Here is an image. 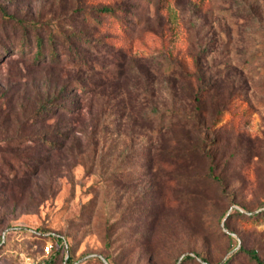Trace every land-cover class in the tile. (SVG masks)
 <instances>
[{"label":"rangeland","instance_id":"374dc122","mask_svg":"<svg viewBox=\"0 0 264 264\" xmlns=\"http://www.w3.org/2000/svg\"><path fill=\"white\" fill-rule=\"evenodd\" d=\"M0 8L65 34L57 63L49 44L0 63V141L50 131L16 123L50 94L68 107L57 145L26 176L14 163L23 188L0 178V264L264 261V0Z\"/></svg>","mask_w":264,"mask_h":264},{"label":"trees","instance_id":"16d2710c","mask_svg":"<svg viewBox=\"0 0 264 264\" xmlns=\"http://www.w3.org/2000/svg\"><path fill=\"white\" fill-rule=\"evenodd\" d=\"M101 10L107 13L112 12V8L110 7H103ZM0 13V63H2L4 61L3 59L6 57L15 55L17 50L21 51V55H24L27 54V51H25L26 49L34 48V59L32 61L33 64L31 65L37 66L42 62V60H40L42 57L41 54L48 44L50 48H52V53L50 54L52 59L51 62L57 63L55 62L56 58L54 59V57L59 55L58 50L62 45L60 44V40L64 37L63 35H65L57 25H54L49 20L40 22L33 19L28 21L17 19L14 15L9 14L5 8H0ZM59 92L60 93L58 94L52 93L45 99L40 100L37 104V108L32 111L30 116L25 117L22 121L17 120L16 122L22 126L21 129H24L27 124L30 126H36L38 124L41 126L44 125L43 127H46L47 130L51 129L50 131L44 133L42 136H37L33 133L20 135L19 132H16L15 138L12 136L0 141V178L5 180L6 183L8 182L7 180L13 182L12 188L14 190L20 191L23 188L20 184L14 183L16 177H18L17 172L13 168L14 163L18 162L16 166H18L23 175L26 176L35 164V157L31 156L33 155V151L41 150L49 152V150L56 144L54 140L56 133H53V135L51 133L55 126V122L52 123L50 121L54 119L60 111H67L68 108L67 105L59 102L63 100V90H60ZM53 107L56 108V112L52 109ZM50 133L51 136H53V139H51ZM46 136H48V138ZM31 145H33V149ZM37 156H41L38 161L46 159V156L42 157L43 155L40 151L37 153ZM13 173L14 175H12ZM11 179L13 180L11 181ZM32 233L33 232L30 231V235H32ZM43 233H45V231L39 232L41 235H43ZM50 238L52 240L56 239L61 241L59 236L51 235ZM1 241L0 234V243ZM66 246L67 252H69V245L66 244ZM250 256L255 264H264V261L254 251L250 252ZM59 258V253L56 251L51 254L48 262L49 264H54ZM188 259H192V257H189ZM65 263L71 264L70 260L65 261Z\"/></svg>","mask_w":264,"mask_h":264},{"label":"built area","instance_id":"2783aa9c","mask_svg":"<svg viewBox=\"0 0 264 264\" xmlns=\"http://www.w3.org/2000/svg\"><path fill=\"white\" fill-rule=\"evenodd\" d=\"M50 246H51L50 244L49 245L47 244V245L44 246V253L47 254V255L50 252ZM36 264H49V262L46 259H42V260L38 261Z\"/></svg>","mask_w":264,"mask_h":264},{"label":"water","instance_id":"95a60500","mask_svg":"<svg viewBox=\"0 0 264 264\" xmlns=\"http://www.w3.org/2000/svg\"><path fill=\"white\" fill-rule=\"evenodd\" d=\"M105 262H106V264H108L106 260H105Z\"/></svg>","mask_w":264,"mask_h":264}]
</instances>
